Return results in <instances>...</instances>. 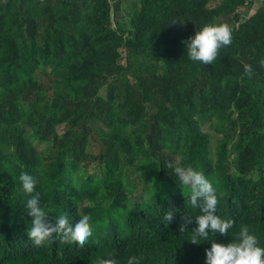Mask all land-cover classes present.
Masks as SVG:
<instances>
[{"label": "trees", "instance_id": "16d2710c", "mask_svg": "<svg viewBox=\"0 0 264 264\" xmlns=\"http://www.w3.org/2000/svg\"><path fill=\"white\" fill-rule=\"evenodd\" d=\"M132 3L112 19L109 0H0V264L109 253L118 264H205L211 241L234 240L241 225L264 247V0ZM208 23L229 24L233 40L202 65L182 41ZM170 161L212 183L216 214L234 221L227 236L194 245V221L179 231L201 213ZM21 172L37 178L51 219L90 217L88 244L53 234L33 245Z\"/></svg>", "mask_w": 264, "mask_h": 264}, {"label": "clouds", "instance_id": "9594fccd", "mask_svg": "<svg viewBox=\"0 0 264 264\" xmlns=\"http://www.w3.org/2000/svg\"><path fill=\"white\" fill-rule=\"evenodd\" d=\"M233 29L227 23H208L197 29L193 36L182 41L187 49L188 58L202 65H211L219 56L220 49L231 45ZM259 66L264 68V57L259 60ZM244 75L252 79L255 70L250 64L243 65ZM181 184L190 190L189 203L193 208L200 210L194 219L182 216L179 231L187 232V225L193 221L196 227L192 229L191 244H199L198 240H208L209 234L213 236H227L229 229L234 225L230 219H222L216 214L219 197L212 183L202 171L192 166L174 165L168 162ZM20 191L29 196L26 208L27 216L31 218L26 229V235L34 246H43L45 242H53V234L59 235L62 243H75L83 248L93 235L90 217L82 215L78 220L70 221L67 212L50 218L40 203V193L36 192L38 180L36 177L21 172L19 175ZM175 219L174 211H167L163 222L171 223ZM210 248L205 250V264H264V247L259 246L255 234H250L247 225H241L236 238L228 243H217L212 240ZM142 256H130L127 264H141ZM93 264H118L112 253L105 258L97 257Z\"/></svg>", "mask_w": 264, "mask_h": 264}, {"label": "rangeland", "instance_id": "374dc122", "mask_svg": "<svg viewBox=\"0 0 264 264\" xmlns=\"http://www.w3.org/2000/svg\"><path fill=\"white\" fill-rule=\"evenodd\" d=\"M133 1V0H132ZM132 1H130V3H131V8H132V6H133V3H132ZM129 9H130V6L128 7ZM118 19H120L122 16L120 15V13L119 14H116L115 15ZM101 94H104V90H102L101 91ZM62 130V128L60 127L59 128V131H61ZM210 133V136H211V146L212 147H214V145H215V140H216V134L215 133H213V132H209ZM88 149L90 150V152L92 153V154H96L97 152H98V150L100 149V143H99V141H95V140H92V142H91V144L89 145V147H88ZM93 165H95V164H93ZM92 164H91V166L90 167H88V172L89 173H93V172H95V169L92 167L93 166ZM139 191V190H138Z\"/></svg>", "mask_w": 264, "mask_h": 264}, {"label": "water", "instance_id": "95a60500", "mask_svg": "<svg viewBox=\"0 0 264 264\" xmlns=\"http://www.w3.org/2000/svg\"><path fill=\"white\" fill-rule=\"evenodd\" d=\"M120 1L121 0H109L111 4V18L112 19H118L115 15L119 14L121 15V10H120ZM125 3H128L129 0H123ZM128 5H125L123 9L129 11L130 9L128 8ZM121 19V18H120Z\"/></svg>", "mask_w": 264, "mask_h": 264}, {"label": "crops", "instance_id": "0c3cea01", "mask_svg": "<svg viewBox=\"0 0 264 264\" xmlns=\"http://www.w3.org/2000/svg\"><path fill=\"white\" fill-rule=\"evenodd\" d=\"M131 0L128 1V3H125L123 0L120 1V10L124 8L125 5H128L130 6V9H131V3H130ZM258 2H260V0H257Z\"/></svg>", "mask_w": 264, "mask_h": 264}]
</instances>
